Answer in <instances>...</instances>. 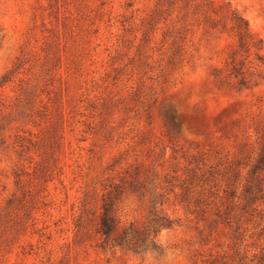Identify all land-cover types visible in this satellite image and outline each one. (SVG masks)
<instances>
[{"label": "rangeland", "instance_id": "1", "mask_svg": "<svg viewBox=\"0 0 264 264\" xmlns=\"http://www.w3.org/2000/svg\"><path fill=\"white\" fill-rule=\"evenodd\" d=\"M0 264H264V0H0Z\"/></svg>", "mask_w": 264, "mask_h": 264}, {"label": "trees", "instance_id": "2", "mask_svg": "<svg viewBox=\"0 0 264 264\" xmlns=\"http://www.w3.org/2000/svg\"><path fill=\"white\" fill-rule=\"evenodd\" d=\"M241 20L244 22V24L246 25V28H247L248 27L247 22L244 21L243 19H241ZM114 225H115V221L112 217L109 216L108 208H106V206H105V210H104V213L102 215L101 224H100L101 234L106 236V237L109 236L114 230Z\"/></svg>", "mask_w": 264, "mask_h": 264}]
</instances>
